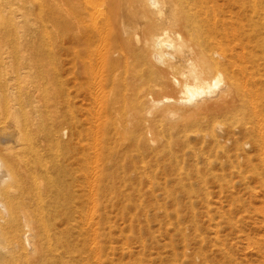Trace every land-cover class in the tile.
Wrapping results in <instances>:
<instances>
[{
    "label": "bare ground",
    "instance_id": "1",
    "mask_svg": "<svg viewBox=\"0 0 264 264\" xmlns=\"http://www.w3.org/2000/svg\"><path fill=\"white\" fill-rule=\"evenodd\" d=\"M89 1L71 26L83 117L66 69L0 21V264H104L83 172L108 179L164 151L242 157L264 231V0Z\"/></svg>",
    "mask_w": 264,
    "mask_h": 264
},
{
    "label": "rangeland",
    "instance_id": "2",
    "mask_svg": "<svg viewBox=\"0 0 264 264\" xmlns=\"http://www.w3.org/2000/svg\"><path fill=\"white\" fill-rule=\"evenodd\" d=\"M75 1L0 0V21L18 23L10 39L21 36L20 40H26L28 36L39 47L47 69L67 70H60V87L64 84L67 93L71 90L70 98L79 101L77 113L83 117L90 102L85 101L87 94H81L86 87L76 88L79 80L71 37ZM106 1L90 0L88 5L97 12ZM92 149L83 148V152ZM144 149L148 152L149 148L141 152ZM163 153L167 151L162 157L149 154L144 168L136 155L133 161L138 167L131 163L125 170L114 168L109 180L93 166L83 172L88 237L92 239L97 227L103 239L104 264H264L260 202L255 190L245 186L242 157L179 155L178 161L170 162Z\"/></svg>",
    "mask_w": 264,
    "mask_h": 264
}]
</instances>
